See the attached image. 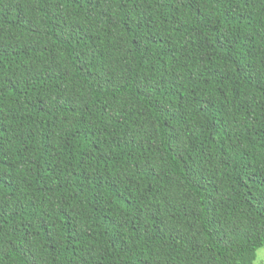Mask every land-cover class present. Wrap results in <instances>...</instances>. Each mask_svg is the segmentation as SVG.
I'll return each instance as SVG.
<instances>
[{"label":"trees","instance_id":"trees-1","mask_svg":"<svg viewBox=\"0 0 264 264\" xmlns=\"http://www.w3.org/2000/svg\"><path fill=\"white\" fill-rule=\"evenodd\" d=\"M264 0H0V264H253Z\"/></svg>","mask_w":264,"mask_h":264},{"label":"rangeland","instance_id":"rangeland-1","mask_svg":"<svg viewBox=\"0 0 264 264\" xmlns=\"http://www.w3.org/2000/svg\"><path fill=\"white\" fill-rule=\"evenodd\" d=\"M253 264H264V247L257 250L256 259Z\"/></svg>","mask_w":264,"mask_h":264}]
</instances>
